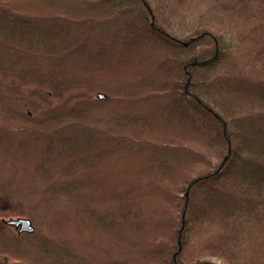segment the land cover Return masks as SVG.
I'll list each match as a JSON object with an SVG mask.
<instances>
[{"label": "trees", "instance_id": "16d2710c", "mask_svg": "<svg viewBox=\"0 0 264 264\" xmlns=\"http://www.w3.org/2000/svg\"><path fill=\"white\" fill-rule=\"evenodd\" d=\"M215 1L247 54L157 0H0V264H264V0Z\"/></svg>", "mask_w": 264, "mask_h": 264}, {"label": "rangeland", "instance_id": "374dc122", "mask_svg": "<svg viewBox=\"0 0 264 264\" xmlns=\"http://www.w3.org/2000/svg\"><path fill=\"white\" fill-rule=\"evenodd\" d=\"M164 7L165 17L175 36L183 39L195 30L218 32L225 36L238 49L239 56L247 54L250 46L252 25L245 24L229 13H225L215 0H157ZM6 201L0 200V209H6ZM203 261L215 264H228L214 256H204Z\"/></svg>", "mask_w": 264, "mask_h": 264}, {"label": "water", "instance_id": "95a60500", "mask_svg": "<svg viewBox=\"0 0 264 264\" xmlns=\"http://www.w3.org/2000/svg\"><path fill=\"white\" fill-rule=\"evenodd\" d=\"M102 98V95H99ZM5 223L9 226H13L18 230L19 234L28 233L33 234L35 232V227L29 219L19 218V219H10L5 221Z\"/></svg>", "mask_w": 264, "mask_h": 264}]
</instances>
